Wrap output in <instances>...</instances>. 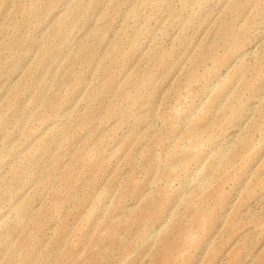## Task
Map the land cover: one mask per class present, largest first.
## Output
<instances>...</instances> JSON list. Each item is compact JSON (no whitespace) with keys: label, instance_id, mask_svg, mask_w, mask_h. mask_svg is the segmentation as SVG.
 <instances>
[{"label":"rangeland","instance_id":"rangeland-1","mask_svg":"<svg viewBox=\"0 0 264 264\" xmlns=\"http://www.w3.org/2000/svg\"><path fill=\"white\" fill-rule=\"evenodd\" d=\"M0 264H264V0H0Z\"/></svg>","mask_w":264,"mask_h":264}]
</instances>
